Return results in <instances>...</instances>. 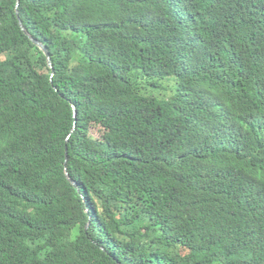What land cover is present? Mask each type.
<instances>
[{"label": "trees", "instance_id": "obj_1", "mask_svg": "<svg viewBox=\"0 0 264 264\" xmlns=\"http://www.w3.org/2000/svg\"><path fill=\"white\" fill-rule=\"evenodd\" d=\"M17 3L0 264H264V0Z\"/></svg>", "mask_w": 264, "mask_h": 264}, {"label": "water", "instance_id": "obj_2", "mask_svg": "<svg viewBox=\"0 0 264 264\" xmlns=\"http://www.w3.org/2000/svg\"><path fill=\"white\" fill-rule=\"evenodd\" d=\"M19 6H20V0H18V3H17V10H18V8H19ZM17 14H18V16H19V11L17 12ZM20 21V20H19ZM20 25H21V28H22V30H23V32L24 33H26L29 37H31V39L34 41V43L37 45V46H39L44 52H45V54L48 56V58H49V62H50V66H51V68H53V64H52V60H51V52L49 51V49L46 47V45L44 44V43H42V42H40V41H38L37 39H35L28 31H27V29L24 27V25H23V23L20 21ZM73 110H74V119L76 120V111H75V107L73 106ZM73 132V131H72ZM66 152H67V156H66V164H65V166H66V168H65V170H66V175H67V178H68V180H69V182L74 186V187H76L77 188V184H76V182L71 178V176H70V174H69V172H68V168H67V163H68V161H69V157H68V147H67V150H66Z\"/></svg>", "mask_w": 264, "mask_h": 264}]
</instances>
